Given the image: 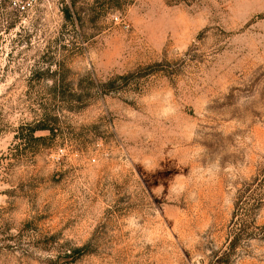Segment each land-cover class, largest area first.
<instances>
[{
  "label": "rangeland",
  "instance_id": "rangeland-1",
  "mask_svg": "<svg viewBox=\"0 0 264 264\" xmlns=\"http://www.w3.org/2000/svg\"><path fill=\"white\" fill-rule=\"evenodd\" d=\"M3 14L0 264H264V0Z\"/></svg>",
  "mask_w": 264,
  "mask_h": 264
},
{
  "label": "built area",
  "instance_id": "built-area-1",
  "mask_svg": "<svg viewBox=\"0 0 264 264\" xmlns=\"http://www.w3.org/2000/svg\"><path fill=\"white\" fill-rule=\"evenodd\" d=\"M42 0H0V16L9 10L14 17L27 16L34 12Z\"/></svg>",
  "mask_w": 264,
  "mask_h": 264
},
{
  "label": "trees",
  "instance_id": "trees-1",
  "mask_svg": "<svg viewBox=\"0 0 264 264\" xmlns=\"http://www.w3.org/2000/svg\"><path fill=\"white\" fill-rule=\"evenodd\" d=\"M179 2H186L188 0H178ZM46 126H43V124H37L35 127H33V129L30 130V132H32V134L36 131H43L46 130ZM86 253V248H78L76 250L73 251V255H69L67 257L72 258L74 257L75 259L78 258L79 256L83 255Z\"/></svg>",
  "mask_w": 264,
  "mask_h": 264
}]
</instances>
